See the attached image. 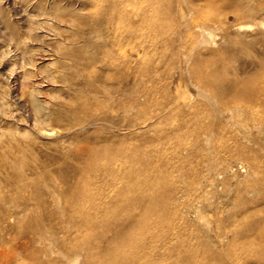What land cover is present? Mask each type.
I'll return each mask as SVG.
<instances>
[{
	"label": "rangeland",
	"instance_id": "374dc122",
	"mask_svg": "<svg viewBox=\"0 0 264 264\" xmlns=\"http://www.w3.org/2000/svg\"><path fill=\"white\" fill-rule=\"evenodd\" d=\"M257 1L232 0V4ZM188 2L199 5L203 0ZM106 4L104 0H0V149L14 144L10 151L15 152L22 147L30 166L125 162L141 179L142 264H178L173 251L162 250V234L171 237L183 232L181 239H190L200 251L205 245L195 236L221 224L224 210L244 204L255 218L264 216V179L255 188H246L245 182L255 181L248 162L242 161L245 170L240 173L234 167L228 171L235 161L216 167L206 161L227 156L224 147L234 143V133L257 131L233 112L221 119L214 112V99L219 84L226 85L239 75L235 68L242 56L246 68L256 64L251 44L264 36V28L257 19L236 15L229 7L209 17L201 14L207 12L201 7L200 13L193 12L186 19L197 26L156 39L142 33V18L137 19L142 0H128L121 8L107 10L113 16L108 27L99 16ZM175 10L165 21L183 29ZM49 14L57 19L50 20ZM89 56L95 62L84 66ZM250 71L243 76L252 77ZM100 77L104 83L91 91L84 88L89 79ZM118 85L124 90H109ZM38 88L42 96L34 93ZM259 98L264 99V94ZM122 99L128 100L127 111L116 107ZM36 118L44 120L45 130L35 124ZM73 121L84 127L60 137ZM240 142L248 152L256 147L247 139ZM31 143L38 159L29 162ZM256 165L264 168V161ZM2 190L7 192V188ZM20 201L10 195L0 200V250L23 241L38 215L48 217L33 200L26 205ZM106 218L113 220L111 214ZM102 241L115 243L111 234L103 235ZM41 244L31 240L29 246ZM62 244L53 243L56 251L48 249V258L57 256ZM214 249L224 264H233L225 249ZM246 257L242 250L232 259L244 264Z\"/></svg>",
	"mask_w": 264,
	"mask_h": 264
},
{
	"label": "bare ground",
	"instance_id": "6f19581e",
	"mask_svg": "<svg viewBox=\"0 0 264 264\" xmlns=\"http://www.w3.org/2000/svg\"><path fill=\"white\" fill-rule=\"evenodd\" d=\"M104 1L107 3L104 6V13L99 16L103 18V25L108 27L113 21V16L106 11L117 9L128 0ZM184 1L188 2V0H142V14L140 13L137 18H142L144 24L142 33H151L156 39H167L168 33L188 32L190 27L197 24L187 22V17L189 18L193 12H199L201 7H206L207 12L201 13L206 17L217 16L229 7L236 15H248L257 19L256 23L264 28V0L242 5L232 4V0H203L199 5L193 2L184 5ZM174 9L183 29L165 21ZM47 18L57 19L53 14H49ZM198 30H202V27ZM251 47L256 50L258 61L252 68H246L244 65L246 57H241L240 65L235 68L236 72H239L237 78L226 85L219 84L220 90L214 99L217 102L214 112L221 119H226V116L233 112L239 121H250L251 126L257 131L254 134L248 130L241 134L234 133V143L224 147L227 156L206 160L210 167L224 165L226 161L227 163L235 161L234 165L228 167V171L234 167L240 173L245 170L242 161L248 162L254 170L255 181L245 182L247 189L255 188L256 182L264 179V168L256 165L258 161H264V99L259 98V95L264 94V36L254 40ZM166 49L169 47L166 46ZM158 51L163 53L164 50ZM94 62L95 60L89 56L83 63L84 66H88ZM246 70H251L253 76H243L242 73ZM104 80V77L89 79L84 88L91 91L104 83ZM236 83L238 85H235ZM120 89L123 87L118 85L109 90L119 92ZM34 93L38 96L43 95L39 88ZM164 96L167 97V93H163ZM193 96L194 90H191L190 97ZM181 98L183 99L182 93L179 95V99ZM127 103L126 99L118 100L116 107L127 111ZM163 110L168 112V109ZM101 117L104 118L105 115L102 114ZM43 121L42 118H36L35 121L41 130H45L41 126ZM83 127L84 124L73 121L59 136L64 137L67 132ZM206 134L210 135L208 132ZM241 138L254 143L252 146L256 147L248 152L240 142ZM94 140L97 141L96 138ZM113 140L112 138L110 141ZM13 147L16 146L12 144L0 149V200L6 195L20 198V205H26L27 201L33 200L36 206L47 211L48 217L52 214L53 219L38 215L34 219L33 228L25 233L23 241L0 250V264H19L21 261L27 264H142V190L139 188L140 176L134 168L125 162L117 165L114 161L110 164L73 167L49 166L46 162L30 166L23 157L25 150L21 147L11 152ZM27 148L31 156L29 162L37 160L35 146L31 143ZM115 159L116 154L113 160ZM3 188H7V192H2ZM253 204L255 205V201ZM66 210L69 213H65ZM224 211L225 216L220 219L221 224L213 229L204 228L201 230L202 235L195 236L198 243L205 245L200 251L194 247L196 245L190 239L182 240L183 232L179 231L174 232L171 237L162 234L159 238L162 250L173 251V258L178 264H224L223 258L216 254L214 249L216 246L225 249V256L232 260L233 264H242L232 259L242 250L247 252L244 264L264 262V216L255 218L250 207L244 204L238 205L236 209ZM12 214L13 212H10V216ZM110 214L112 221L106 218ZM231 215L233 217H230ZM106 234H111L115 240L114 244L102 241L103 235ZM14 238L13 236L9 242ZM31 240L41 242V247L30 249ZM57 241L63 243L60 253L48 258V249L54 252L53 243ZM127 248H130V252H126ZM254 250L256 253H253Z\"/></svg>",
	"mask_w": 264,
	"mask_h": 264
}]
</instances>
